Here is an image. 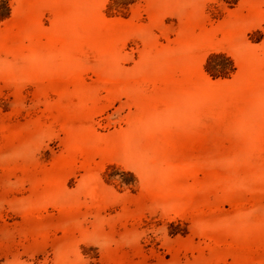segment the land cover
<instances>
[{"label":"rangeland","instance_id":"rangeland-1","mask_svg":"<svg viewBox=\"0 0 264 264\" xmlns=\"http://www.w3.org/2000/svg\"><path fill=\"white\" fill-rule=\"evenodd\" d=\"M0 264H264V0H0Z\"/></svg>","mask_w":264,"mask_h":264}]
</instances>
